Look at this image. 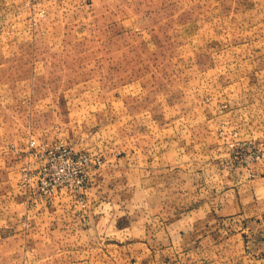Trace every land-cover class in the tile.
<instances>
[{"label": "rangeland", "instance_id": "obj_1", "mask_svg": "<svg viewBox=\"0 0 264 264\" xmlns=\"http://www.w3.org/2000/svg\"><path fill=\"white\" fill-rule=\"evenodd\" d=\"M263 162L264 0H0V264H74L53 197L145 224Z\"/></svg>", "mask_w": 264, "mask_h": 264}, {"label": "crops", "instance_id": "obj_2", "mask_svg": "<svg viewBox=\"0 0 264 264\" xmlns=\"http://www.w3.org/2000/svg\"><path fill=\"white\" fill-rule=\"evenodd\" d=\"M167 179L176 177L168 171ZM231 185L193 202L183 189L176 203L168 197L166 208L146 214L145 224L136 219L121 225L120 217L100 222L96 210L85 224L74 210L61 208L63 195L56 196L30 213L31 230L46 243L58 235L50 246L74 247V264H264L258 250L264 248V162L253 175H232ZM72 234L74 240L66 239ZM79 249L87 253H75Z\"/></svg>", "mask_w": 264, "mask_h": 264}]
</instances>
